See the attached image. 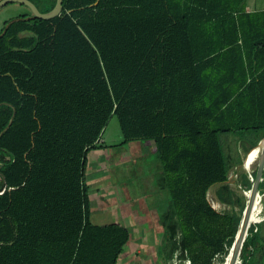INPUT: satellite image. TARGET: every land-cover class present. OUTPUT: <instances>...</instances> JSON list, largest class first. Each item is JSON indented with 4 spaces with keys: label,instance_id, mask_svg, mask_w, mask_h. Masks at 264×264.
<instances>
[{
    "label": "trees",
    "instance_id": "1",
    "mask_svg": "<svg viewBox=\"0 0 264 264\" xmlns=\"http://www.w3.org/2000/svg\"><path fill=\"white\" fill-rule=\"evenodd\" d=\"M32 1L41 11L56 2ZM246 1L63 0L55 17L10 24L0 37V131L16 113L0 136V264L118 263L131 231L92 220L86 176L112 115L121 144L155 142L167 221L176 216L191 264L218 254L228 264L250 201L231 215L208 199L233 169L221 135L252 145L264 136V9ZM257 151L241 165L256 164ZM255 170L240 173L249 186L237 178L244 195ZM235 262L248 264L241 252Z\"/></svg>",
    "mask_w": 264,
    "mask_h": 264
},
{
    "label": "rangeland",
    "instance_id": "2",
    "mask_svg": "<svg viewBox=\"0 0 264 264\" xmlns=\"http://www.w3.org/2000/svg\"><path fill=\"white\" fill-rule=\"evenodd\" d=\"M12 6L16 10L11 15H17L23 9L27 11L24 5L12 3ZM3 9L7 10V5L1 9L0 14H3ZM221 136L229 170L236 165L239 167L242 157L253 146L252 143L247 136L238 132ZM101 140L103 147L90 150L88 155L86 176L90 187L92 220L96 223L120 222L130 226L132 239L117 264H164L163 247L169 223L165 214L166 199L160 186L161 165L159 166L156 150L149 145V140H132L121 144L122 134L116 115L111 116L102 132ZM235 169L239 175V169ZM259 171L257 167L255 175ZM228 176H232L229 171ZM239 177L244 185H250L245 173ZM232 182L233 180L213 185L209 198L221 211L238 215L243 208V200L232 187ZM260 183L264 192V180ZM228 192L233 195L231 201L225 200ZM236 195L240 198V204L237 203ZM181 248L184 252H181L178 262L185 264L187 254L183 240ZM177 254L179 257V253ZM241 254L248 264H264V219L250 226ZM221 259L222 254L216 255L214 264H219Z\"/></svg>",
    "mask_w": 264,
    "mask_h": 264
},
{
    "label": "water",
    "instance_id": "3",
    "mask_svg": "<svg viewBox=\"0 0 264 264\" xmlns=\"http://www.w3.org/2000/svg\"><path fill=\"white\" fill-rule=\"evenodd\" d=\"M12 2H20L24 5H26L28 8H29V11L30 13L26 16H22V15H15L13 17H11L5 24H4V27L3 29L0 31V37H2L8 27L10 26V24L14 21H18V20H21V19H30V18H35V17H38V18H52V17H55L57 15H59L61 12H62V9H63V0H56L54 6L50 9V10H47V11H41L38 6L32 1V0H0V10L7 4L9 3H12ZM15 113H16V108L13 106V113H12V116L8 122V124L0 131V136L2 135V133L11 125L13 119H14V116H15ZM261 145V157H260V162H259V173L258 175L255 176V179L251 181V201L250 203L245 207V216L242 218V223L240 225V228L239 230L237 231L236 235H235V241H234V245H235V250H234V255H235V258L240 254V252L242 251V247L244 245V242L247 238V235L249 233V228L250 226L252 225V220H253V209H254V202L255 201V195L258 193L259 191V185H260V182H261V179L263 178L262 176V170L264 168V136L262 138H260L258 140V142L253 145L248 151L247 153L242 157V164L245 163V160L248 156V153L250 152V150H252L253 148L257 147ZM0 175L3 179V183L2 185H0V193H2L6 187H7V182H6V178H5V175L3 174L2 171H0ZM232 180V177H229L227 176V179L224 181V182H217V183H214L213 185L215 184H219V183H229L231 182ZM211 185L209 187V189L207 190V196H208V199L210 201V203L213 205V207L222 212L221 210H219L210 200L209 198V191L211 189V187L213 186ZM264 195V193H263ZM255 223V222H254ZM187 256H188V253H187ZM188 260H189V264H191V260H190V257L188 256ZM233 264H236V262H234Z\"/></svg>",
    "mask_w": 264,
    "mask_h": 264
},
{
    "label": "crops",
    "instance_id": "4",
    "mask_svg": "<svg viewBox=\"0 0 264 264\" xmlns=\"http://www.w3.org/2000/svg\"><path fill=\"white\" fill-rule=\"evenodd\" d=\"M261 1H259V0H247L246 1V9L250 10V11L256 10V9H264V0H261ZM15 10L16 9H15V7L12 6V4L7 5V10L3 9V14H0V28L3 26V24L7 18L14 16L13 14L11 15V13H13ZM18 10H22V9H18ZM1 11L2 10H0V13H1ZM149 141H150V142H148L149 145L152 146L153 150L155 151L156 150L155 142L153 140H149ZM160 165L161 164L159 163V166ZM230 174H231V172H230ZM238 176L239 175L234 176V178H235V182H236L239 190L241 191V189L237 183ZM261 192H262V190L259 187V191L257 194H260ZM254 206H255V204H254ZM244 215H245V213L242 216L244 217ZM100 224H104V223H100ZM128 228L130 229V226H128ZM130 231H131V229H130ZM130 239H132V238L130 237ZM180 240L181 241L183 240L182 233H181V230L177 224L176 216L173 215L172 220L168 224V234L166 237V243H165L164 248H163L164 264H179L178 261L180 260L181 252L183 251V249L181 248V241ZM183 243H184V241H183ZM180 249H181V251H180ZM185 250H186V248H185ZM177 253H179V257H177V255H178ZM186 254H187V251H186ZM186 259H187L186 262L184 261L185 264H189L188 256ZM181 262H183V261H181Z\"/></svg>",
    "mask_w": 264,
    "mask_h": 264
},
{
    "label": "bare ground",
    "instance_id": "5",
    "mask_svg": "<svg viewBox=\"0 0 264 264\" xmlns=\"http://www.w3.org/2000/svg\"><path fill=\"white\" fill-rule=\"evenodd\" d=\"M257 155H258V160H257L256 164L251 165V166H242V165H240L239 167L236 166L235 168H238L239 169L238 172H243L245 170H250V169H256L258 167V165H259V162H260L261 145L258 146ZM235 168H233V170L231 171V174H229V175H232L231 176L232 177V180H233L232 186L236 190V192L239 193V195L242 198H245V199L251 201V196L252 195H244V194H242V192L239 190V188H238V186H237V184L235 182L234 176H237V172H236V169ZM253 202L255 204L254 209H253V220H258L262 216V214H263L264 205H263L262 201L257 196H255V201H253ZM241 223H242V219H241V221L239 223V226H238L237 231L239 230ZM234 241H235V239H234ZM234 250H235V245H234V242H233L232 252H231V256H230V259H229L228 264H233L235 262V259L236 258H235V255H234Z\"/></svg>",
    "mask_w": 264,
    "mask_h": 264
},
{
    "label": "built area",
    "instance_id": "6",
    "mask_svg": "<svg viewBox=\"0 0 264 264\" xmlns=\"http://www.w3.org/2000/svg\"><path fill=\"white\" fill-rule=\"evenodd\" d=\"M0 164H3V162H2V161H0Z\"/></svg>",
    "mask_w": 264,
    "mask_h": 264
}]
</instances>
